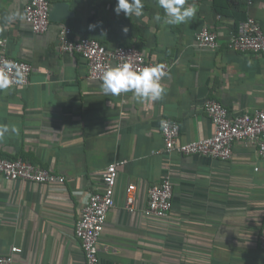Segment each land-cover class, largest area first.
<instances>
[{
  "label": "crops",
  "instance_id": "0c3cea01",
  "mask_svg": "<svg viewBox=\"0 0 264 264\" xmlns=\"http://www.w3.org/2000/svg\"><path fill=\"white\" fill-rule=\"evenodd\" d=\"M27 2L0 0V54L31 66L27 86H0V125L18 130L0 138V159H22L65 182L0 176V256L14 246L21 252L13 264H85L74 224L101 189L105 168L125 160L97 246L100 264H261L264 158L242 142L226 161L166 152L159 123L177 122L186 143L214 133L207 100L230 118L264 109V56L228 48L247 17L264 30V0H186L195 14L179 25L166 22L158 0H143L142 15L129 17L115 13L117 0H49V12L62 21L44 34L25 22ZM64 25L74 39L131 46L148 62L167 64L162 97L105 95L103 82L87 78L81 56L58 51ZM203 27L217 32L216 50L195 45ZM164 180L172 186L170 212L144 215L147 189ZM129 185L136 187L132 211L125 209Z\"/></svg>",
  "mask_w": 264,
  "mask_h": 264
},
{
  "label": "built area",
  "instance_id": "2783aa9c",
  "mask_svg": "<svg viewBox=\"0 0 264 264\" xmlns=\"http://www.w3.org/2000/svg\"><path fill=\"white\" fill-rule=\"evenodd\" d=\"M24 20L34 34H44L50 26L49 0H28L24 8ZM195 45L200 49L216 50L219 47L217 32L207 27L201 28L195 35ZM228 48L233 52L260 54L264 56V30L253 19L241 23L231 34ZM57 49L62 54L81 56L87 64V78L103 82V73L110 67L131 64L134 68L154 66L134 47L120 46L107 49L99 41L89 37L72 38L71 28L62 26L58 33ZM165 66V77L169 66ZM31 66L25 61L0 54V86L24 87L30 83ZM163 77L162 80L165 78ZM161 80V81H162ZM204 111L211 121L214 133L208 138L186 143L179 142L180 126L177 122L162 119L159 123L160 134L166 152L176 151L182 155H197L218 160H229L233 146L237 142L251 145L264 158V109L252 115L228 116L227 110L214 100L204 103ZM120 160L109 164L102 176L101 189L92 193L83 206L79 219L74 224V236L79 241L85 264H100L97 246L105 228L108 212L115 206V188L118 167L125 164ZM0 176L8 181H20L42 185H61L65 178L37 167L22 159H0ZM134 185L125 190V209L134 210ZM172 186L164 180L147 189V204L143 210L146 216L164 218L171 210ZM261 264H264V221L260 231ZM21 249L11 247L10 252L0 256V264H13L14 255Z\"/></svg>",
  "mask_w": 264,
  "mask_h": 264
},
{
  "label": "clouds",
  "instance_id": "9594fccd",
  "mask_svg": "<svg viewBox=\"0 0 264 264\" xmlns=\"http://www.w3.org/2000/svg\"><path fill=\"white\" fill-rule=\"evenodd\" d=\"M186 0H158V4L164 10L166 22L171 25H179L191 19L195 14V8L185 7ZM143 0H117L114 11L117 15L121 12L125 16H141L143 13ZM158 20L160 16L156 17ZM96 25H89L94 28ZM127 33L128 28L123 29ZM163 64L145 66L142 69L134 68L129 63L108 68L103 73L102 89L105 95H119L132 92L134 96L145 100L156 101L164 94L161 80L165 77ZM17 133L15 127L0 125V138L9 132Z\"/></svg>",
  "mask_w": 264,
  "mask_h": 264
},
{
  "label": "water",
  "instance_id": "95a60500",
  "mask_svg": "<svg viewBox=\"0 0 264 264\" xmlns=\"http://www.w3.org/2000/svg\"><path fill=\"white\" fill-rule=\"evenodd\" d=\"M57 16H55L54 14H53V12L50 10V12H49V20H50V22H52V21H55V22H57V21H62V19H58V18H56Z\"/></svg>",
  "mask_w": 264,
  "mask_h": 264
},
{
  "label": "trees",
  "instance_id": "16d2710c",
  "mask_svg": "<svg viewBox=\"0 0 264 264\" xmlns=\"http://www.w3.org/2000/svg\"><path fill=\"white\" fill-rule=\"evenodd\" d=\"M248 18H249V17H247L243 22H245ZM243 22H242V23H243Z\"/></svg>",
  "mask_w": 264,
  "mask_h": 264
}]
</instances>
